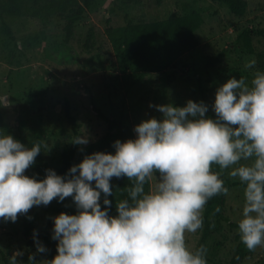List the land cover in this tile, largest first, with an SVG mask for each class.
I'll list each match as a JSON object with an SVG mask.
<instances>
[{
    "label": "clouds",
    "instance_id": "1",
    "mask_svg": "<svg viewBox=\"0 0 264 264\" xmlns=\"http://www.w3.org/2000/svg\"><path fill=\"white\" fill-rule=\"evenodd\" d=\"M244 67L255 69L256 61ZM149 107L161 117L135 125L134 139L114 141V153L85 155L65 176L52 169L40 180L25 175L46 142L26 147L0 132V220L15 222L34 206L69 197L76 208L52 217L56 254L43 261L29 255L30 264H207V248L190 249L186 237L203 228L208 201L228 193L225 171L243 186L240 241L249 251L264 247V71L228 78L210 105L189 99ZM71 142L89 140L81 134ZM114 177L130 182L126 197L116 199V215L108 198ZM22 255L13 252L8 264H20Z\"/></svg>",
    "mask_w": 264,
    "mask_h": 264
},
{
    "label": "rangeland",
    "instance_id": "2",
    "mask_svg": "<svg viewBox=\"0 0 264 264\" xmlns=\"http://www.w3.org/2000/svg\"><path fill=\"white\" fill-rule=\"evenodd\" d=\"M246 2L245 12L239 15L221 0H90V6L73 26L71 45L79 58L73 63H64L55 55L64 38V18L55 16L43 25L40 18L30 15L0 17V111L5 121L15 126L20 104L32 92L28 105L32 121L24 127L25 146L31 147L37 140L47 144L28 170L42 164L60 166L62 152L72 139L65 115L66 100L79 123L80 135H86L88 143L113 128L112 121L100 116L98 110L119 119L132 129L135 138V125L162 115L150 104L184 106L190 99L210 105L217 86L228 78L250 79L253 71L261 70L264 0ZM190 11L202 16L195 30L197 46L172 51L168 63L156 69L145 68L136 58L123 59L121 49L106 30L127 21L146 22ZM4 24L13 37L5 32ZM247 28L250 46L240 36ZM252 59L256 61L255 69H246L245 64ZM40 116L38 135L32 124ZM224 173L229 177L227 171ZM242 204V185L224 194L222 212L234 224L212 217L215 224L206 241L207 264H264V247L248 255L237 254L240 238L236 220ZM70 208L67 198L63 202L53 200L47 206H34L15 222L0 220V264H8V258L17 250L23 253L17 257L20 264H30L29 255L37 261L46 260L53 241L48 244L42 239L41 228L48 216L68 213ZM201 231L187 235L190 249L196 248ZM36 240L46 247V253L36 252Z\"/></svg>",
    "mask_w": 264,
    "mask_h": 264
},
{
    "label": "trees",
    "instance_id": "3",
    "mask_svg": "<svg viewBox=\"0 0 264 264\" xmlns=\"http://www.w3.org/2000/svg\"><path fill=\"white\" fill-rule=\"evenodd\" d=\"M236 14H243L246 10V0H221ZM90 6V0H0V17L5 15H30L40 18L43 25H47L50 20L57 16L65 20L64 38L62 46L56 48V57L64 63H73L78 61V54L72 48L71 38L73 34V26L76 21L82 18L87 8ZM202 22V16L197 11H190L183 14H173L170 17L154 19L146 22L127 21L125 25L120 27L108 26L106 28L111 41L116 44L117 48L121 49L123 59L136 58L147 69H156L166 65L169 61L168 54L172 51H184L195 48L198 44L196 28ZM4 30L9 37H13V33L7 24H4ZM246 44L250 46V29H245L241 34ZM261 70L264 71V53L259 54ZM32 92H29L24 101L20 104L17 115V124L9 125L0 111V132L11 135L14 139L22 144L25 143L24 127L31 122L28 118L29 103L31 102ZM98 114L108 121H112L113 128L105 135L97 138L86 145H76L70 142L69 146L62 152V162L59 167L52 168L47 164L35 166L32 171L27 170L25 175L33 177L37 180L43 179L47 169L54 170L58 175L65 176L69 168L78 164L85 155H90L93 152L114 153L113 143L116 140L124 141L126 139H134L132 129L122 125L119 119H112L105 116L98 110ZM65 115L71 125L72 137L80 135L79 123L76 117L70 110L69 100L65 103ZM210 117H214L212 111L208 112ZM32 126L39 135L41 130V116L38 117L36 123ZM225 187L232 188L236 185H241L238 181L231 180L229 177L222 174ZM111 184L113 187V196H109L112 201V206L109 209L110 214L116 215L115 202L116 199L126 197L124 189L130 185L126 177L120 179L112 178ZM94 186V185H93ZM70 211L67 214H75L76 208L74 202L69 197L67 198ZM224 194L213 197L208 201L203 213V228L196 248L204 245L210 236L216 217L218 220L229 221V217L223 214ZM101 207L103 205V193L101 194ZM219 207L220 211L215 209ZM52 217L48 216L45 224L41 228L42 239L46 243H52V249L46 259H51L56 254V241L51 238L50 232L53 230ZM253 251H249L240 241L237 246V254L248 255Z\"/></svg>",
    "mask_w": 264,
    "mask_h": 264
}]
</instances>
